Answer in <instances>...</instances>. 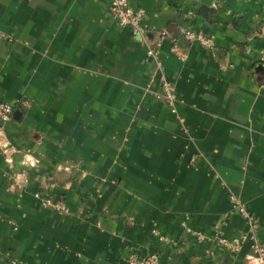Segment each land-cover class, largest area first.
<instances>
[{
    "label": "crops",
    "instance_id": "obj_1",
    "mask_svg": "<svg viewBox=\"0 0 264 264\" xmlns=\"http://www.w3.org/2000/svg\"><path fill=\"white\" fill-rule=\"evenodd\" d=\"M129 1L143 37L109 0H0V264H247L214 240L247 229L232 196L264 243V0Z\"/></svg>",
    "mask_w": 264,
    "mask_h": 264
},
{
    "label": "built area",
    "instance_id": "obj_2",
    "mask_svg": "<svg viewBox=\"0 0 264 264\" xmlns=\"http://www.w3.org/2000/svg\"><path fill=\"white\" fill-rule=\"evenodd\" d=\"M112 14L117 24L121 28H130L136 36L143 37L146 33L144 20L146 10L136 8L130 4L129 0H109ZM4 36V34H0ZM180 37L189 42L199 43L207 49L215 48V40L212 36L206 34L202 30H196L191 27L182 28ZM176 41V39H174ZM158 49L150 47L148 50L149 57H157ZM264 59V52L261 54ZM159 99H164L167 102L173 103L175 100V92L173 84L166 78H162V89L155 93ZM14 105L0 100V131L3 132L5 124L10 120ZM175 111V110H174ZM6 151V149L4 150ZM12 162L10 158L7 159ZM42 204L51 207L65 215L70 214V209L67 207L63 199L54 200L52 198L42 199ZM232 207L245 220L247 229L244 233L235 236L227 237L221 231H217L214 240L231 254L237 256L242 251L245 245H248L249 252L245 253L244 260L247 264H264V243L259 238L260 222L255 215L249 210L247 205L237 196H232ZM154 234L159 236V239L165 243H169L166 236L160 235L157 231ZM200 240L207 239L203 233H197ZM126 264H162L160 255L157 252L140 255L137 252L130 253L126 258Z\"/></svg>",
    "mask_w": 264,
    "mask_h": 264
}]
</instances>
